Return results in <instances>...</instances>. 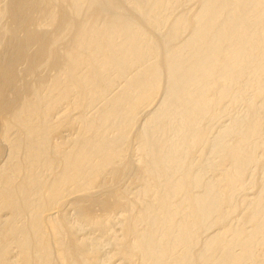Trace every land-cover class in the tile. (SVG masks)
Instances as JSON below:
<instances>
[{
    "label": "bare ground",
    "instance_id": "6f19581e",
    "mask_svg": "<svg viewBox=\"0 0 264 264\" xmlns=\"http://www.w3.org/2000/svg\"><path fill=\"white\" fill-rule=\"evenodd\" d=\"M0 264H264V0H0Z\"/></svg>",
    "mask_w": 264,
    "mask_h": 264
}]
</instances>
